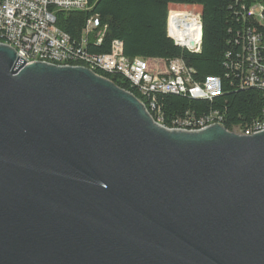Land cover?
I'll list each match as a JSON object with an SVG mask.
<instances>
[{
	"label": "water",
	"instance_id": "obj_1",
	"mask_svg": "<svg viewBox=\"0 0 264 264\" xmlns=\"http://www.w3.org/2000/svg\"><path fill=\"white\" fill-rule=\"evenodd\" d=\"M0 264H264V130L166 129L0 44Z\"/></svg>",
	"mask_w": 264,
	"mask_h": 264
},
{
	"label": "trees",
	"instance_id": "obj_2",
	"mask_svg": "<svg viewBox=\"0 0 264 264\" xmlns=\"http://www.w3.org/2000/svg\"><path fill=\"white\" fill-rule=\"evenodd\" d=\"M88 10L76 13H55V26L78 43L86 21L95 18L98 27L90 33L84 49L93 55H105L113 41L122 44V54L132 60L157 59L166 63L180 60L191 69L192 80L201 83L206 77H217L221 83L220 96L211 101L192 100L187 95H155V111L148 106V98L138 94L136 87L119 74L93 70L98 77L107 79L115 87L133 95L147 110L150 117L166 129L177 123L199 119L217 113L223 128L244 129L260 118L264 97L260 90L240 85V54L245 36L253 30L264 40V27L248 15L264 0H87ZM198 7L201 18L199 53H190L176 46L166 34L168 7ZM264 15V10H263ZM101 36V41L96 40ZM239 57V58H238ZM237 65L234 67V65ZM244 65L242 66V69Z\"/></svg>",
	"mask_w": 264,
	"mask_h": 264
},
{
	"label": "built area",
	"instance_id": "obj_3",
	"mask_svg": "<svg viewBox=\"0 0 264 264\" xmlns=\"http://www.w3.org/2000/svg\"><path fill=\"white\" fill-rule=\"evenodd\" d=\"M87 10V0H0V44L12 48L27 61L119 74L136 87L139 95L149 99L148 106L157 116L159 111L153 100L155 95H187L192 100L203 101H211L220 96L221 83L217 77H206L201 83H196L192 80V70L186 68L180 60L168 63L157 59L129 60L123 56L119 41L112 42L108 54L87 53L84 46L90 33L99 26L97 20L90 18L86 21L79 42L75 43L55 26L54 16L57 11L76 13ZM263 10L261 6L257 9L252 7L248 15L264 27ZM171 14H181L187 18V47L179 45L172 35L174 29L169 23ZM174 18L176 21L180 17ZM166 34L176 46L190 53H199L202 35L200 9L193 7L187 10H168ZM100 41L101 36L96 44ZM239 56L241 67L237 68L236 64L234 67L241 71V87L258 89L264 97V40L261 36L248 30ZM220 121L217 113H210L199 119L191 118L190 121L177 123L172 129L198 131L212 124L223 127ZM156 122L160 125L159 118ZM263 130L264 109L260 118L244 129L235 128L230 133L252 136Z\"/></svg>",
	"mask_w": 264,
	"mask_h": 264
},
{
	"label": "bare ground",
	"instance_id": "obj_4",
	"mask_svg": "<svg viewBox=\"0 0 264 264\" xmlns=\"http://www.w3.org/2000/svg\"><path fill=\"white\" fill-rule=\"evenodd\" d=\"M180 17L176 21L174 20V17ZM169 23L174 29L172 35L177 41V43L183 47H187V18L184 17V15H173L171 14L169 18ZM175 23V25H174Z\"/></svg>",
	"mask_w": 264,
	"mask_h": 264
},
{
	"label": "rangeland",
	"instance_id": "obj_5",
	"mask_svg": "<svg viewBox=\"0 0 264 264\" xmlns=\"http://www.w3.org/2000/svg\"><path fill=\"white\" fill-rule=\"evenodd\" d=\"M258 6H259V4H256V6H254L253 8H255V9H257L258 8ZM168 10H187V7H185V6H173V5H170L169 7H168ZM154 122H156V121H154ZM157 123V122H156ZM236 133V132H235Z\"/></svg>",
	"mask_w": 264,
	"mask_h": 264
},
{
	"label": "crops",
	"instance_id": "obj_6",
	"mask_svg": "<svg viewBox=\"0 0 264 264\" xmlns=\"http://www.w3.org/2000/svg\"><path fill=\"white\" fill-rule=\"evenodd\" d=\"M186 7V6H185ZM198 8V7H197ZM199 9V8H198Z\"/></svg>",
	"mask_w": 264,
	"mask_h": 264
}]
</instances>
